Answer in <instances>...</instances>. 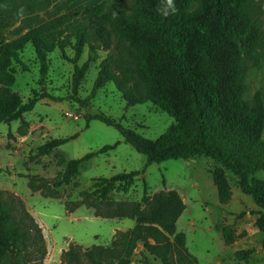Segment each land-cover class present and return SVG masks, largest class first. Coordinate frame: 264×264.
Here are the masks:
<instances>
[{"label":"trees","instance_id":"obj_1","mask_svg":"<svg viewBox=\"0 0 264 264\" xmlns=\"http://www.w3.org/2000/svg\"><path fill=\"white\" fill-rule=\"evenodd\" d=\"M72 1L54 4L52 0H0V16L19 21L12 30L18 36L0 43V123L20 119L37 101L36 92L23 102L11 91L13 76L8 68L14 59L27 70L18 55L27 43L32 44L38 63L37 84L43 86L50 52L70 48L76 61L87 46L88 61L95 62L99 48L109 47L107 42L113 33L128 44L134 73L142 86L126 88L110 60L104 59L90 96L113 81L127 105L151 100L173 115L176 122L151 140L106 115L88 117L116 127L124 141L146 156L147 164L196 155L212 157L232 170L241 190L264 209V179L251 177L264 170V137L260 134L264 103L259 92L251 101L246 100L242 81V58L264 62L262 0H174L177 12L167 17L157 10L162 0H134L128 9L104 20L93 19L98 14L94 8L63 12ZM86 71V63L74 67V92ZM115 146L116 143L104 145L99 152ZM45 152L42 146L40 153ZM79 163L80 159L67 161L65 171L58 174L53 186L68 184ZM138 174L121 172L111 180L124 182ZM211 174L223 203L230 191L222 168L213 169ZM95 180L91 190L81 191L80 201L68 203L67 210L72 212L78 205L87 204L96 215L128 217L135 224L116 231L107 245H70L62 251L58 264H129L140 243L150 254L160 257L163 264H194L184 246V234L176 232V221L184 209L176 192L149 195L145 190L141 201H118L108 196L107 183L111 180ZM29 186L34 187L31 182ZM256 225L264 231V211L258 212ZM222 235L228 241L224 230ZM244 253L247 252H236ZM45 254L41 229L22 200L12 192L0 190V264H42Z\"/></svg>","mask_w":264,"mask_h":264},{"label":"rangeland","instance_id":"obj_2","mask_svg":"<svg viewBox=\"0 0 264 264\" xmlns=\"http://www.w3.org/2000/svg\"><path fill=\"white\" fill-rule=\"evenodd\" d=\"M59 1L52 0V3ZM133 2L73 0L63 12L71 14L94 8L93 12L98 14L93 19L104 20L112 13L128 9ZM262 8L264 11V0ZM102 25L107 26L106 22ZM12 30L0 43L11 40ZM107 43L108 48H99L95 62L88 61L87 46L76 61L70 48L62 52L54 49L48 55V74L43 86L37 84L38 63L32 44H27L18 54L27 70L14 59L8 68L13 76L12 93L27 102L36 92L37 101L20 119L0 123V190L17 195L39 225L46 248L42 264H58L62 251L70 245L83 248L107 245L116 231L135 224V220L128 217L96 215L94 208L87 204L78 205L72 212L67 210L69 202L81 200V191L92 189L95 179L111 180L119 172L132 170L139 172L132 180L123 182L114 177L107 183L109 198L138 202L145 190L149 195L176 192L184 206L176 221V232L184 234V246L190 258L195 260L194 264H264V231L256 225L258 212L264 209L241 190L232 170L205 155L147 164L146 156L123 142L115 127L88 117L105 114L151 140L176 122L173 115L151 100L126 105L113 81L106 82L90 96L99 64L104 59L110 60L126 88L142 86L134 73L128 44L113 33ZM85 63L87 71L74 92L71 87L73 69ZM242 81L243 97L251 101L259 92L264 103L262 60L242 58ZM66 113H72L74 117H68ZM260 134L264 137V119ZM55 140L68 141L53 145ZM117 141L116 148L104 153L97 151L103 145ZM42 146L46 148L45 153H40ZM87 152H95V155L80 159L68 184L54 187L58 174L65 171V163ZM216 168H222L230 191L228 200L223 203L219 201L211 174ZM251 177L264 179V170ZM30 182L33 188L29 186ZM223 230L228 241L223 238ZM239 251L247 253L236 254ZM129 264H163V261L140 243Z\"/></svg>","mask_w":264,"mask_h":264},{"label":"crops","instance_id":"obj_3","mask_svg":"<svg viewBox=\"0 0 264 264\" xmlns=\"http://www.w3.org/2000/svg\"><path fill=\"white\" fill-rule=\"evenodd\" d=\"M19 24V21H15L14 19H12V18H9V17H4V16H0V41L2 40V39H4V37L6 36V34H8L13 28H15L17 25ZM18 35L17 34H14V35H11V37L9 38V39H13V38H15V37H17ZM27 44H29V43H27ZM26 44V45H27ZM26 45L24 46V48L26 47ZM31 45V44H30ZM32 46V45H31ZM33 47V46H32ZM34 49V48H33ZM21 51V50H20ZM22 53V52H21ZM49 55V54H48ZM22 61H24L23 59H22ZM49 63V62H48ZM102 87V86H101ZM126 105H127V103H126ZM96 114H102V113H96ZM103 115H105V114H103ZM114 120V119H113ZM116 122H119V123H121L119 120H115ZM33 122V121H32ZM102 122V121H101ZM30 123H31V121H30ZM104 123V122H103ZM122 124V123H121ZM107 125V124H106ZM87 126V125H86ZM113 127V126H112ZM116 128V127H115ZM73 137H75V135L73 136ZM70 138H72V137H70ZM69 140V139H68ZM68 140H66L65 142H67ZM122 141L123 142H126V141H124V139H123V137H122ZM64 142V143H65ZM64 143H62V144H64ZM116 143V146L119 144V141H117V142H115ZM115 143H113V144H115ZM126 143H128V142H126ZM130 144V143H129ZM106 145H110V144H106ZM131 145V144H130ZM104 146V145H103ZM116 146L114 147V148H116ZM132 146V145H131ZM113 148V149H114ZM100 149V148H99ZM99 149L97 150L98 152H99ZM134 149V148H133ZM109 150H112V149H109ZM109 150H107V151H109ZM107 151H105V152H107ZM88 153H92V157L95 155V152H87V153H85L84 155H82L81 157H79V158H73V159H82L86 154H88ZM99 153H104V152H99ZM132 171H138V170H132ZM124 172V171H123ZM119 173H121V172H119ZM128 229V228H127ZM119 230H121V229H119ZM126 230V229H125Z\"/></svg>","mask_w":264,"mask_h":264},{"label":"clouds","instance_id":"obj_4","mask_svg":"<svg viewBox=\"0 0 264 264\" xmlns=\"http://www.w3.org/2000/svg\"><path fill=\"white\" fill-rule=\"evenodd\" d=\"M164 17L174 15L177 12L174 0H162L161 5L157 9Z\"/></svg>","mask_w":264,"mask_h":264},{"label":"built area","instance_id":"obj_5","mask_svg":"<svg viewBox=\"0 0 264 264\" xmlns=\"http://www.w3.org/2000/svg\"><path fill=\"white\" fill-rule=\"evenodd\" d=\"M66 115H67L68 117H74V114H72V113H66Z\"/></svg>","mask_w":264,"mask_h":264}]
</instances>
